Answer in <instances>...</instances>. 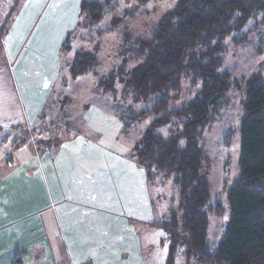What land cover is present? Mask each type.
<instances>
[{
    "label": "crops",
    "instance_id": "1",
    "mask_svg": "<svg viewBox=\"0 0 264 264\" xmlns=\"http://www.w3.org/2000/svg\"><path fill=\"white\" fill-rule=\"evenodd\" d=\"M24 1L3 39L23 122L4 130L5 110L0 123V264H148L140 226L152 231L169 217L157 216L150 193L157 183L136 163L134 145L120 152L98 142L85 108L67 122L64 105L48 108L81 43L93 42L89 52L98 44L96 32L78 30L83 0ZM73 38L78 49L65 64ZM89 74L93 87L105 75ZM65 101L70 109L76 102ZM172 208L163 206L162 216Z\"/></svg>",
    "mask_w": 264,
    "mask_h": 264
},
{
    "label": "trees",
    "instance_id": "2",
    "mask_svg": "<svg viewBox=\"0 0 264 264\" xmlns=\"http://www.w3.org/2000/svg\"><path fill=\"white\" fill-rule=\"evenodd\" d=\"M133 1L144 7L152 0ZM80 14L78 30L92 36L94 26L107 14L106 4L83 0ZM260 15L264 0H178L159 17L149 41L140 40L142 60L130 71L125 86L133 88L140 101L154 95L156 99L140 112L143 118H153L132 156L150 184L171 182L180 199L169 218L155 224L167 238L165 264H177L178 259V264H264V77L254 73L232 79L228 72H219L225 38ZM104 31L95 32L102 36ZM97 49L98 44L92 52L77 51L69 75L98 74ZM121 72L118 68L103 75L100 89L114 92ZM185 77L190 78L194 96L176 105ZM231 91L242 98L239 176L225 185L230 220L212 251L209 213L220 214L223 207L208 205L209 159L199 142L204 130L221 116ZM167 126L177 128L169 129L167 136L158 133Z\"/></svg>",
    "mask_w": 264,
    "mask_h": 264
},
{
    "label": "rangeland",
    "instance_id": "3",
    "mask_svg": "<svg viewBox=\"0 0 264 264\" xmlns=\"http://www.w3.org/2000/svg\"><path fill=\"white\" fill-rule=\"evenodd\" d=\"M87 1L106 4L105 18L93 29V32L108 29L102 36L97 32L94 34V40L98 43V51L95 52L99 62L98 74L116 73L118 68L122 72L118 74L119 79L115 82L113 92L101 90L102 76L97 78L96 87H93L92 83L91 86L88 85V82L94 79L93 74L77 78L72 82L67 67H64V70L61 71L64 78L61 80V85L58 84L55 87L48 108L54 110L58 109L60 105L61 107L64 105L62 110L67 112L65 122L70 121L71 112L85 108L82 111V116L96 132L92 134V137L97 136V140L101 144L124 152L126 148H132L140 141L153 118L152 116L143 118L140 116V112L149 108L156 99L154 95L146 101H140L136 91L125 86V83L131 78L130 71L142 60L140 40L149 41L159 17L171 10L178 0H152L144 7L138 6L133 0ZM24 2V0H0V123L3 118H6L5 110H8L7 115L9 116L6 121L10 122L3 124L4 130L14 127V125L21 126V122H23L22 111L18 106L12 84L14 77L10 68L11 63L4 58L3 39L7 30L9 33L12 32L16 21L14 15ZM112 7H114V11L111 10ZM78 33L75 35H79ZM69 42L70 51L63 54L65 64L79 45L78 39L75 38ZM92 44L93 42L81 43L84 50H87V47H91ZM222 44L225 48V58L219 72H228L232 79L245 78L254 73H260L264 77V15L249 21L240 31L232 32ZM181 86L182 93L176 105L186 104L194 96L190 78H183ZM88 88H91L92 92L88 91ZM94 88L95 90L97 88V93ZM65 95L76 101L71 109L68 101L62 103ZM102 108H105L106 111ZM242 114V98L236 92L231 91L221 110V116L204 130L199 142L209 159L206 176L210 185L208 205L213 206L220 203L223 207L220 214L209 213L208 241L212 251L218 247L220 238L230 220L225 185L229 186L239 176L238 160L241 146L239 122ZM171 128L175 129L177 126H167L159 130L158 133L167 136L168 130ZM150 193L153 199L156 198L154 205L159 219L169 217L166 210L165 217L162 216L161 208L163 206L177 207L179 205V194L171 182L157 183L150 187ZM140 234L146 262L148 264H165L167 259L165 233L159 228L148 231L140 226ZM180 260L178 259L179 262H181Z\"/></svg>",
    "mask_w": 264,
    "mask_h": 264
}]
</instances>
